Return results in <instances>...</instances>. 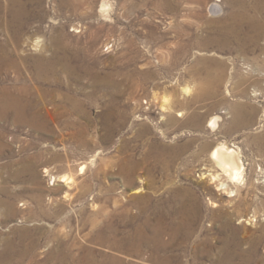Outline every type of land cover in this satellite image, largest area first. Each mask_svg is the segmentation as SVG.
<instances>
[{"label": "rangeland", "instance_id": "1", "mask_svg": "<svg viewBox=\"0 0 264 264\" xmlns=\"http://www.w3.org/2000/svg\"><path fill=\"white\" fill-rule=\"evenodd\" d=\"M0 39V264H264V0H0Z\"/></svg>", "mask_w": 264, "mask_h": 264}, {"label": "bare ground", "instance_id": "2", "mask_svg": "<svg viewBox=\"0 0 264 264\" xmlns=\"http://www.w3.org/2000/svg\"><path fill=\"white\" fill-rule=\"evenodd\" d=\"M109 10H110L109 3L106 1L103 2L101 6V12L106 16ZM35 48L36 50H39L40 45H36ZM8 57L9 55H8L7 44L0 39V74L2 73V71L4 70V67L9 62L14 63V61L10 60ZM44 62L45 61H43V59L41 58L38 59V65L42 63L44 64ZM4 92L5 91L2 92V90L0 91V104H3L5 102L14 103L16 101L15 95H12L9 93L4 94ZM217 120H218L217 117L213 118L210 121L211 123L210 125L212 127H215L217 125ZM211 159L215 162L217 167L221 170L222 174L229 178V181L226 182V181H222L221 174L219 173L218 175L213 176V178L211 179L213 181L219 182L217 185L218 186L217 189L223 191L225 194H230L231 196H235L236 191L231 187L230 183L232 184L238 183L241 180L243 176V171H244V164L239 154V151H237L234 148L229 147L227 144H222L211 153ZM84 168L85 166L82 167V170ZM60 179L62 182L70 181V177H67V176H62Z\"/></svg>", "mask_w": 264, "mask_h": 264}]
</instances>
